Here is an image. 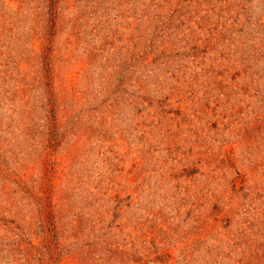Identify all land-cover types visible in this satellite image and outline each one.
<instances>
[{
  "label": "rangeland",
  "instance_id": "obj_1",
  "mask_svg": "<svg viewBox=\"0 0 264 264\" xmlns=\"http://www.w3.org/2000/svg\"><path fill=\"white\" fill-rule=\"evenodd\" d=\"M0 264H264V0H0Z\"/></svg>",
  "mask_w": 264,
  "mask_h": 264
}]
</instances>
